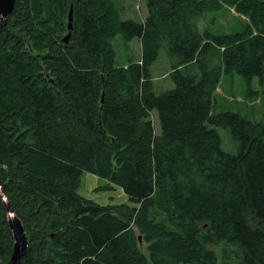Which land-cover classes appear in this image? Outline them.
<instances>
[{"label": "trees", "instance_id": "16d2710c", "mask_svg": "<svg viewBox=\"0 0 264 264\" xmlns=\"http://www.w3.org/2000/svg\"><path fill=\"white\" fill-rule=\"evenodd\" d=\"M144 2L136 21L112 0H15L0 29V175L28 239L19 264H264V121L213 110L222 74L249 94L257 77L264 97V0ZM221 5L248 18L242 30L199 29ZM117 32L140 41L125 67ZM161 49L173 86L156 92ZM84 172L132 205L78 194ZM12 246L0 200V264Z\"/></svg>", "mask_w": 264, "mask_h": 264}, {"label": "rangeland", "instance_id": "374dc122", "mask_svg": "<svg viewBox=\"0 0 264 264\" xmlns=\"http://www.w3.org/2000/svg\"><path fill=\"white\" fill-rule=\"evenodd\" d=\"M112 2L121 19L131 18L136 21H143L146 16L147 11L144 0H112ZM244 22H248V18L237 13L233 7L221 5L216 11L206 12L205 17L198 22V26L200 30L206 29L212 33L234 32L242 30ZM66 33H64V36ZM109 41L115 53V66L125 67L129 62L138 61V58H140V42L137 38L128 41L124 39L121 33L117 32L109 38ZM168 71L169 62L164 50L161 49L151 65V74L156 92L173 86L171 79L166 75ZM249 86L253 90L251 94L248 92V84L242 75L237 73L222 74L214 93L213 110L215 112L229 110L244 115L250 120H262L263 122L264 97L258 95L257 92L259 89L258 78L253 77ZM150 119L155 134H158L160 131L159 119L155 110L150 112ZM218 131L224 148L230 152H236L237 141L232 139L228 130L218 128ZM98 188L100 189L98 190ZM77 193L100 204H107L111 201L132 205L121 187L114 184L110 185L107 180L92 173L84 172L81 175ZM142 245L144 243L141 240Z\"/></svg>", "mask_w": 264, "mask_h": 264}, {"label": "water", "instance_id": "95a60500", "mask_svg": "<svg viewBox=\"0 0 264 264\" xmlns=\"http://www.w3.org/2000/svg\"><path fill=\"white\" fill-rule=\"evenodd\" d=\"M15 0H0V28L5 26L7 17L11 13L14 7ZM72 12L73 4L70 3L67 17V33L62 38L66 43L69 41L71 36L72 28ZM0 200L6 212V220L13 236L12 253L7 261V264H19L21 257L25 254L28 247V239L23 228L20 218L16 215L13 206L4 193L1 175H0ZM141 235L138 236V240L141 241Z\"/></svg>", "mask_w": 264, "mask_h": 264}, {"label": "bare ground", "instance_id": "6f19581e", "mask_svg": "<svg viewBox=\"0 0 264 264\" xmlns=\"http://www.w3.org/2000/svg\"><path fill=\"white\" fill-rule=\"evenodd\" d=\"M5 193V192H4ZM7 196V195H6ZM8 197V196H7ZM9 199V198H8ZM3 205V204H2Z\"/></svg>", "mask_w": 264, "mask_h": 264}, {"label": "crops", "instance_id": "0c3cea01", "mask_svg": "<svg viewBox=\"0 0 264 264\" xmlns=\"http://www.w3.org/2000/svg\"><path fill=\"white\" fill-rule=\"evenodd\" d=\"M139 40V39H138ZM140 42V41H139ZM139 59V58H138Z\"/></svg>", "mask_w": 264, "mask_h": 264}]
</instances>
